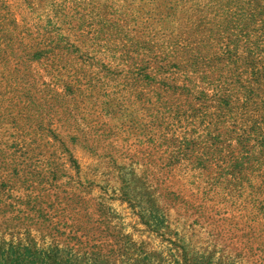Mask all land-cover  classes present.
<instances>
[{"label": "rangeland", "instance_id": "obj_1", "mask_svg": "<svg viewBox=\"0 0 264 264\" xmlns=\"http://www.w3.org/2000/svg\"><path fill=\"white\" fill-rule=\"evenodd\" d=\"M256 1L0 0V264H264Z\"/></svg>", "mask_w": 264, "mask_h": 264}, {"label": "trees", "instance_id": "obj_2", "mask_svg": "<svg viewBox=\"0 0 264 264\" xmlns=\"http://www.w3.org/2000/svg\"><path fill=\"white\" fill-rule=\"evenodd\" d=\"M244 20V27L225 44L218 63H226L228 80L239 89L232 96L237 94L245 121L242 130L245 148L252 149V141L264 148V0H257Z\"/></svg>", "mask_w": 264, "mask_h": 264}]
</instances>
